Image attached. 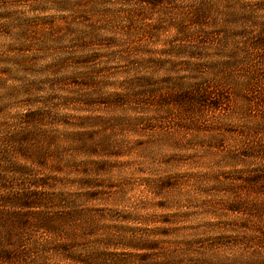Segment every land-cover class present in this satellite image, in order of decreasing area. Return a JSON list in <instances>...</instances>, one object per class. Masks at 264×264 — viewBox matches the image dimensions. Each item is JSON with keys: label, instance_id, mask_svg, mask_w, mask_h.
Instances as JSON below:
<instances>
[{"label": "rangeland", "instance_id": "obj_1", "mask_svg": "<svg viewBox=\"0 0 264 264\" xmlns=\"http://www.w3.org/2000/svg\"><path fill=\"white\" fill-rule=\"evenodd\" d=\"M209 1L0 0V264H264V0Z\"/></svg>", "mask_w": 264, "mask_h": 264}, {"label": "trees", "instance_id": "obj_2", "mask_svg": "<svg viewBox=\"0 0 264 264\" xmlns=\"http://www.w3.org/2000/svg\"><path fill=\"white\" fill-rule=\"evenodd\" d=\"M123 1H125V0H123ZM167 1L168 0H140L141 4L143 6L150 7V8H154V9H157L160 6H163L164 4H166ZM211 7H213L212 6V1H209V0H200V2L198 3L197 7H195L194 12H192L193 15H194V18H193L194 23L197 24V25H200V24L203 25V23H204L203 21H206V20L209 19L208 18V16L210 15L209 8H211ZM82 35L85 36V37L80 38L79 43H82V44L83 43H85V44L88 43V40H87V37L88 36H86L87 34L82 33ZM261 42H263V41H261ZM260 45L262 46L261 43H260ZM206 99H207L206 96H201L199 98H195L196 101H200V102H205ZM32 136H33V134L32 135H28L27 132L24 133V135H23V137H25V139L32 138ZM19 146L22 147V149L20 150V153H23V155L25 157H28V156H26L25 153H27V155H29V153L31 151V148H32V145H26V143L24 142V138H23L21 141H19ZM50 147L51 146H49V148ZM56 150H58V148ZM43 151H45V150H43ZM36 155H38V154H36ZM34 158L35 157H33L32 159H34ZM41 203H44V202L43 201L36 202V203H34V204L30 205V206H27V207L28 208H39L40 205H41ZM48 203H50L49 200H48ZM48 203L45 202V206Z\"/></svg>", "mask_w": 264, "mask_h": 264}]
</instances>
